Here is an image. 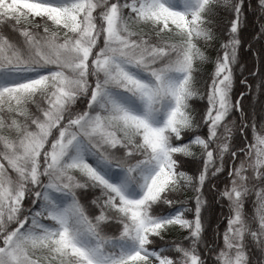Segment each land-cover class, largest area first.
<instances>
[{
  "label": "snow or ice",
  "instance_id": "obj_1",
  "mask_svg": "<svg viewBox=\"0 0 264 264\" xmlns=\"http://www.w3.org/2000/svg\"><path fill=\"white\" fill-rule=\"evenodd\" d=\"M249 10L264 20V0H0V264H264Z\"/></svg>",
  "mask_w": 264,
  "mask_h": 264
},
{
  "label": "trees",
  "instance_id": "obj_2",
  "mask_svg": "<svg viewBox=\"0 0 264 264\" xmlns=\"http://www.w3.org/2000/svg\"><path fill=\"white\" fill-rule=\"evenodd\" d=\"M249 3H254V0H245V4ZM247 15V20L243 25V31L241 33L242 39L245 42V47L241 49L240 55H241V63L244 65V76L248 78V83L253 85V89H255V85L257 83V80L250 76L249 73L251 71H254L257 67V58L254 57L249 51H247V43L252 42L253 44V49L255 51H261L264 49V40H253L252 38L256 36V34L260 30L261 24H264V20H261L259 17V14L254 13L253 11L249 10L246 13ZM217 49H219V42H217L210 50H209V55L211 59L214 61L217 55ZM213 65L210 63L206 66H203L202 71L205 76L210 74L212 70ZM241 69L237 68V80H236V85H235V96L239 97L240 92H246L247 93V88L245 85H242L239 83V80L242 78L240 77ZM264 99V98H261ZM197 106L201 104L199 100L196 101ZM244 106L247 112L249 113V122L251 123L253 114L255 115V120L257 124L259 123L260 119L264 117V112H261V105L257 103V100L254 99L252 96H248L247 99L244 101ZM247 135H248V140L252 139V131L251 127L247 130ZM231 163V161H229ZM197 167V164L195 162L189 161L185 165V170L189 172V174H192ZM226 175V173H225ZM221 187H223V184H221ZM205 195L210 197V194L208 193L207 188L205 189ZM180 199L188 201L187 206L191 209H194L195 206V193L191 190L186 191L183 193L180 197ZM251 199H254L252 197ZM246 210L248 213L253 212L251 200L249 203L246 205ZM228 209L225 207L223 209V214L227 215ZM192 213H189V216H191ZM207 223L206 227H208L209 231L207 233L208 238H213L214 233L217 228L220 229L222 232L224 229V225L226 224V221H222L221 219V208L217 204H212V206L208 209L207 213ZM183 235H187L186 232L181 233L178 230L173 229L166 237L168 240H179L182 238ZM222 242V241H221Z\"/></svg>",
  "mask_w": 264,
  "mask_h": 264
},
{
  "label": "rangeland",
  "instance_id": "obj_3",
  "mask_svg": "<svg viewBox=\"0 0 264 264\" xmlns=\"http://www.w3.org/2000/svg\"><path fill=\"white\" fill-rule=\"evenodd\" d=\"M192 217V215L191 216H189V218H191ZM224 225V227L226 226V224H223Z\"/></svg>",
  "mask_w": 264,
  "mask_h": 264
}]
</instances>
